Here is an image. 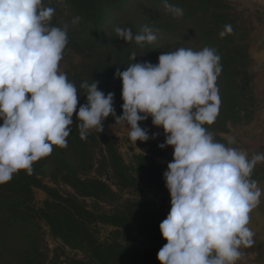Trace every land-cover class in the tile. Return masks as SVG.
<instances>
[{"label":"clouds","instance_id":"clouds-1","mask_svg":"<svg viewBox=\"0 0 264 264\" xmlns=\"http://www.w3.org/2000/svg\"><path fill=\"white\" fill-rule=\"evenodd\" d=\"M164 7L183 15L168 0ZM54 12L43 0H0V184L21 170L31 175L34 162L49 156L53 146L67 147L74 113L82 122L77 124L82 139L90 129L103 131V121L111 115L115 123L130 126L133 142L150 139L141 122L151 117L165 133L158 146L174 149L163 174L171 210L159 226L167 243L157 259L160 264H236L240 246L254 243L249 224L264 202V191L250 176L264 162V153L249 159L244 151L216 141L205 127L215 122L221 104L216 82L222 66L216 50L180 47L161 54L157 64L134 62L117 69L122 115L115 112V94H105L96 81L81 85L87 102L78 108L81 95L59 71L68 25L51 26ZM225 30L230 33L231 25ZM115 32L141 46L157 40L147 26L139 34L119 27ZM131 59H137L134 52Z\"/></svg>","mask_w":264,"mask_h":264},{"label":"trees","instance_id":"trees-1","mask_svg":"<svg viewBox=\"0 0 264 264\" xmlns=\"http://www.w3.org/2000/svg\"><path fill=\"white\" fill-rule=\"evenodd\" d=\"M131 0H43L44 7H65L70 9L72 18L82 23L78 36L85 44H98L109 35L114 45L116 56L103 57L94 62L91 71L85 75H77L74 85L78 90L79 104H85L86 90L81 87L98 82L99 89L105 94L114 93V109L117 116L122 115V81L115 77L117 69L125 70L134 62L148 61L156 64L158 57L164 52L173 50L172 42L161 45L162 39L157 36L153 43L145 42L143 46L134 41L126 42L117 38L115 29L118 20ZM141 5L150 2V11L160 14V4L164 0H138ZM196 0H168V3L183 10L180 16L183 22H196L194 7ZM206 3H203V6ZM201 6V5H200ZM55 13V12H54ZM54 16V15H53ZM160 23V22H159ZM219 24V23H218ZM217 24V25H218ZM214 27H211L212 31ZM90 32V33H86ZM141 30L133 34L141 33ZM202 45L216 50L220 56L222 71L216 85L221 99L219 114L215 121H226L234 110L231 100L235 97V71L226 65L222 50L216 41L207 34H201ZM137 56L131 59L132 53ZM77 108V110H78ZM106 120H114L111 115ZM3 121L0 120V124ZM76 114L67 137V147L53 146L52 153L32 165L31 175L26 170L13 174L11 181L0 184V215L10 220L9 229L18 230L26 227L31 216L30 202L34 200V188L43 189L48 198L36 209L38 216L50 228L52 234L67 246L79 249L91 260L74 258L69 264H160L157 253L167 243L160 231V223L167 218L171 210V195L167 189L164 172L167 165L159 163L157 157H165V152L154 139L140 142L143 153L136 155L137 163L129 166L121 157L114 142L105 130H88L86 139L80 136ZM103 145V162L106 175L112 178L104 180L100 175L91 176V145ZM100 174V173H99ZM43 177L53 182H62L72 189L64 192L43 183ZM149 187L155 194L162 193V205L147 199L123 198L120 192L128 188L140 189ZM115 187V188H114ZM88 199L91 202H88ZM110 208H106L105 206ZM112 227L108 236L99 235V226ZM243 251V250H242Z\"/></svg>","mask_w":264,"mask_h":264},{"label":"rangeland","instance_id":"rangeland-1","mask_svg":"<svg viewBox=\"0 0 264 264\" xmlns=\"http://www.w3.org/2000/svg\"><path fill=\"white\" fill-rule=\"evenodd\" d=\"M203 3H206V6H203ZM159 7L160 14L154 15L149 12L150 2L141 5L138 0H131L118 20L119 28H130L132 32H137L147 26L162 39V46L172 42L174 51L180 47L200 51L202 45L200 35L205 33L213 38L222 50L226 65L235 71L233 90L236 98L231 100L235 108L225 122L219 120L205 127L213 134L216 141L244 151L249 159L257 153H264V61L252 57L253 51L259 52L264 48V0H196L192 10L198 19L196 22L186 23L180 19V16L168 11L164 3ZM54 9L55 13L49 22L50 25L60 28L68 25V43L63 59L59 62V71L65 73L70 82H74L77 75L89 73L94 62L100 60L99 58L116 56V49L114 51L109 35L97 45L85 44L77 34L82 28V23L79 20L73 23L70 9L65 7ZM226 25H231L230 33L226 32ZM211 27H214L212 31ZM221 32L225 34L221 36ZM141 127L148 129L150 139H153L151 138L153 134H158L154 139L157 145L165 142L163 128L154 126L151 117L141 122ZM103 128L114 142L123 161L129 166H135L136 155L143 151L139 144L141 141L133 142L130 139V126L126 122L115 123L114 120H105ZM229 140L234 142L229 144ZM103 149L100 142L91 145L92 166L88 174L100 175L104 180L112 183V178L105 174L107 170L103 162ZM162 150L166 156L157 157L156 160L168 165L174 158V149L168 146ZM250 179L257 181L258 187L264 191V162L256 165ZM42 180L43 183L60 191L72 192V189L62 182L55 183L49 177H43ZM33 190L34 200L30 202V208L38 209L48 195L41 188L35 187ZM120 195L123 198L152 200L158 205H162L163 202L162 193L154 194L145 186H141L140 189H125ZM88 202L91 200L88 199ZM261 206L264 211V202ZM36 209L29 211L31 216L26 222V227L18 230H10V220L3 219L0 215V264H69L74 258L91 260L81 250L71 248L55 237L49 226L38 216ZM111 229L110 226L101 225L99 235L104 238ZM245 245L249 247V244H242L239 249L241 254ZM241 262L242 255L236 264Z\"/></svg>","mask_w":264,"mask_h":264},{"label":"water","instance_id":"water-1","mask_svg":"<svg viewBox=\"0 0 264 264\" xmlns=\"http://www.w3.org/2000/svg\"><path fill=\"white\" fill-rule=\"evenodd\" d=\"M252 57L264 61V48L259 52L253 51ZM261 200L264 201V194H262ZM251 215L252 220L250 221L249 227L254 234L252 237L254 243L249 244V249L261 252L264 247V211L261 204H259L258 208Z\"/></svg>","mask_w":264,"mask_h":264},{"label":"crops","instance_id":"crops-1","mask_svg":"<svg viewBox=\"0 0 264 264\" xmlns=\"http://www.w3.org/2000/svg\"><path fill=\"white\" fill-rule=\"evenodd\" d=\"M243 252H245V254L250 258L251 264H264V247L263 250L259 252L256 250H250L249 247L245 245Z\"/></svg>","mask_w":264,"mask_h":264},{"label":"built area","instance_id":"built-area-1","mask_svg":"<svg viewBox=\"0 0 264 264\" xmlns=\"http://www.w3.org/2000/svg\"><path fill=\"white\" fill-rule=\"evenodd\" d=\"M242 253H243V257L241 264H251L250 258L245 254V252L242 251Z\"/></svg>","mask_w":264,"mask_h":264}]
</instances>
